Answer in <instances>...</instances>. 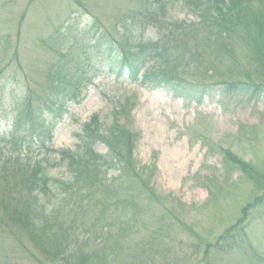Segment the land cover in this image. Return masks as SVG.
Returning a JSON list of instances; mask_svg holds the SVG:
<instances>
[{"label": "rangeland", "instance_id": "rangeland-1", "mask_svg": "<svg viewBox=\"0 0 264 264\" xmlns=\"http://www.w3.org/2000/svg\"><path fill=\"white\" fill-rule=\"evenodd\" d=\"M173 2L174 17L199 21L181 0ZM258 2L250 5V26L235 22L232 33L219 34L214 45L199 41L195 46L198 58L181 74L210 91L200 102L100 72L94 85L83 91L82 102L70 103L69 113L57 124L52 141L57 153L77 148L78 135L95 113L104 127L117 120L132 136L127 183L141 196V205L137 217H126L129 229L121 237L123 248L111 264H131L143 246L149 249L144 251L145 264H264V67L252 60L264 31L259 16L264 7ZM139 9L138 0H0L2 135L11 129L18 101L29 88L41 91L62 50L80 41L84 30L90 31L84 45L95 43V23L119 39L121 20ZM143 36L157 40L156 26H147ZM120 104L129 108L117 117L114 111ZM97 151L106 154L108 147L99 143ZM240 160L257 170V180L241 171ZM44 172L51 182L72 179L64 164L48 166ZM116 175L113 170L108 177ZM55 186L40 195V202L67 205V194ZM250 201L254 202L246 206ZM0 204V264H58L6 215L1 197ZM90 208L85 218H77L87 229L98 211L91 202ZM73 213L68 220L76 217ZM106 224L99 239L81 243L83 250L112 244L106 235L118 233L121 223L112 229ZM150 239L154 245L144 244Z\"/></svg>", "mask_w": 264, "mask_h": 264}, {"label": "trees", "instance_id": "trees-1", "mask_svg": "<svg viewBox=\"0 0 264 264\" xmlns=\"http://www.w3.org/2000/svg\"><path fill=\"white\" fill-rule=\"evenodd\" d=\"M138 1L140 9L133 11L130 18L121 20L123 26L122 31L119 32V39L101 33L98 34L100 39L97 41L100 45H105V50L111 59L118 56L116 49L118 48L122 59L127 61L124 64L129 65L133 73H140L146 66L144 82L152 85L164 82L177 90L181 88L186 91L188 88L183 86L182 81L176 82L183 80L180 75L182 69L188 68V65L191 62L195 63V58H198L195 56V46L199 44V39L202 44L214 45L219 34L222 36L232 33L231 27L235 22L239 24L246 21L245 25L250 26L253 18L250 16L253 12L250 5L255 2V0H181L183 7L190 8L199 17L198 24H187L179 20L170 22L172 16L166 14V0ZM258 1L259 6L261 4L260 7H264V1ZM195 2L196 6H194ZM259 16L264 19V8L260 10ZM156 24L161 27L159 32L166 29L168 31L165 36L167 41L164 44L136 37L135 31L140 30L141 26ZM196 24L198 28L195 27ZM93 28L98 33L104 31L101 28L97 29L96 24ZM252 60L255 64L257 62L264 67V31L258 35ZM53 67L47 78L48 89L51 90L47 101L51 103L57 94L67 88H73L75 83L74 76L68 73L69 69L66 66ZM34 126L35 123L30 124L29 135L35 132ZM84 132L86 141L79 150L63 153L62 162L70 172L72 178L70 181L51 182V179L44 174L39 161L30 162L29 159L21 156H5L4 149L0 148V193L2 191L0 197L6 215L13 219L15 225L29 234L35 247L53 261L58 264H111L118 250L123 248L121 237L129 229V227L125 228V221H128L126 217H137L139 212L136 209L141 205V196L136 194L131 189L132 186L127 183V175L130 173L129 168L133 161L130 149L132 136L125 129H121L117 122L104 127L99 117H95L92 123L87 124ZM27 136H17L14 143L19 145L20 139L22 143L26 142ZM102 142L109 148L106 154H101L96 149L97 144ZM27 145L30 148L29 143ZM239 166L241 171L248 173L249 179L259 178L254 172L257 170L252 168V165L240 160ZM112 170H115L117 175L110 179L108 174ZM53 185L67 194V205L56 204L49 207L40 202V195L48 193ZM99 192L103 194L96 197ZM256 200L257 198L254 199ZM254 201H250L246 206ZM90 202L91 207H97L98 211L94 223L87 229L78 224L77 218L86 217L91 209ZM63 212L67 213L65 217ZM72 212L76 217L72 216L74 218L68 220ZM242 213L246 215L247 220L246 209ZM106 222H109L108 229H112L116 222L121 223L118 224L120 225L118 233L106 235L107 241L112 244L91 251L83 250L81 243L99 239L101 232L107 226ZM241 223L240 221L239 224ZM77 230L84 232L80 234ZM218 241L224 240L218 239ZM144 244L155 243L150 239ZM141 248L142 253L134 254L131 264H145L147 258L144 257V251L149 249L144 246ZM151 256L154 260L155 255ZM136 257L138 259L134 260Z\"/></svg>", "mask_w": 264, "mask_h": 264}]
</instances>
